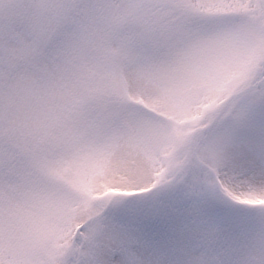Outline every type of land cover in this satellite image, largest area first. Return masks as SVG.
Returning a JSON list of instances; mask_svg holds the SVG:
<instances>
[{"label":"snow or ice","instance_id":"6c2138e0","mask_svg":"<svg viewBox=\"0 0 264 264\" xmlns=\"http://www.w3.org/2000/svg\"><path fill=\"white\" fill-rule=\"evenodd\" d=\"M36 7L44 28L96 8L83 0H40ZM199 8L224 11L207 17L190 11L182 0L162 6L131 0L113 20L137 19L146 34L166 37L167 47L146 49L137 57L156 68L164 66L172 47L204 27L251 28L264 36V0H203ZM29 79L37 89L38 70L27 62L14 63L0 75V264H264V236L257 253L236 256L233 236L242 235L248 222L205 200L206 191L218 184L237 203H264V197L228 187L238 173H251L264 183V59L253 82L237 93L230 119L210 127L183 160L162 159L153 150V159L144 165L150 169L147 178H138L140 171L129 167L119 178H97L91 190L79 187L69 157L25 133L22 107L29 94L23 85ZM97 102L100 107L81 114L85 126L106 123L124 157L151 150L140 113L112 110L102 92ZM194 166L205 170V181L189 179ZM172 237L187 242L162 247L161 241ZM198 247L212 250L200 254Z\"/></svg>","mask_w":264,"mask_h":264},{"label":"rangeland","instance_id":"374dc122","mask_svg":"<svg viewBox=\"0 0 264 264\" xmlns=\"http://www.w3.org/2000/svg\"><path fill=\"white\" fill-rule=\"evenodd\" d=\"M39 2L0 0V41L10 36L7 44L0 43V75L17 62L30 63L38 70L39 87L33 90L30 79L23 85L29 94L22 107L25 133L38 145L69 157L84 190H91L97 178L121 177L129 167L140 171L138 178H147L150 169L144 165L153 159V150L162 159L180 156L183 160L210 127L219 128L230 119L237 93L253 82L264 59V36L259 32L209 26L172 47L163 67L145 66L137 57L146 49L167 47V40L158 32L146 34L137 19L114 22V15L107 14L109 6L131 0H83L96 6L95 11L57 20L47 28L36 7ZM135 2L162 6L170 0ZM201 2L182 0L198 15L214 17L224 11L200 9ZM100 92L112 110L127 109L146 119L151 150H142L140 157H124L106 123L84 125L81 114L100 107ZM231 98L234 100L225 107ZM197 131L203 135L193 140ZM226 171L229 177L233 175ZM192 178L205 181V170L192 167ZM228 187L236 193L264 197V183L252 179L251 173H238ZM205 200L208 206L219 207L248 224H264V203L259 200L249 205L237 203L218 184L206 191ZM186 242L172 237L161 245L179 247Z\"/></svg>","mask_w":264,"mask_h":264},{"label":"clouds","instance_id":"9594fccd","mask_svg":"<svg viewBox=\"0 0 264 264\" xmlns=\"http://www.w3.org/2000/svg\"><path fill=\"white\" fill-rule=\"evenodd\" d=\"M125 4H114L108 7L109 15H116L120 12ZM264 236V224L259 227L249 223L243 231V234H234L233 239L235 240L234 254L239 257L250 256L255 254L259 250L260 239ZM208 247H198L197 251L200 254L211 251Z\"/></svg>","mask_w":264,"mask_h":264}]
</instances>
